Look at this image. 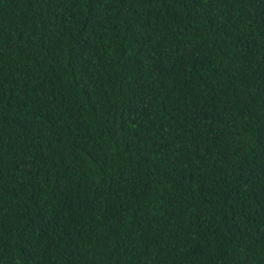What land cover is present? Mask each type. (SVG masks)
<instances>
[{
  "label": "trees",
  "instance_id": "obj_1",
  "mask_svg": "<svg viewBox=\"0 0 264 264\" xmlns=\"http://www.w3.org/2000/svg\"><path fill=\"white\" fill-rule=\"evenodd\" d=\"M0 264H264V0H0Z\"/></svg>",
  "mask_w": 264,
  "mask_h": 264
}]
</instances>
